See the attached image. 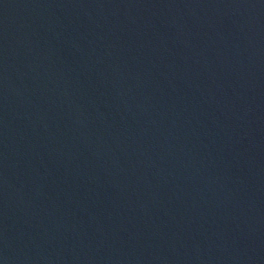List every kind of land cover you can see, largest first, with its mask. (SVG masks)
Segmentation results:
<instances>
[{"label": "water", "instance_id": "water-1", "mask_svg": "<svg viewBox=\"0 0 264 264\" xmlns=\"http://www.w3.org/2000/svg\"><path fill=\"white\" fill-rule=\"evenodd\" d=\"M0 264H264V0H0Z\"/></svg>", "mask_w": 264, "mask_h": 264}]
</instances>
